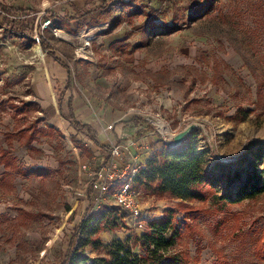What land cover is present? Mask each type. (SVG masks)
<instances>
[{
    "label": "rangeland",
    "instance_id": "obj_1",
    "mask_svg": "<svg viewBox=\"0 0 264 264\" xmlns=\"http://www.w3.org/2000/svg\"><path fill=\"white\" fill-rule=\"evenodd\" d=\"M0 2L30 8L16 20L33 23L32 37L42 33L69 67L71 85L63 112L68 114L71 94L73 106L86 107L108 131L126 129L114 138L121 145L132 138L139 146L157 142L156 148L192 125L190 136L210 168L214 159L242 153L250 138H264V0H110L88 14L101 0ZM46 7L68 21L52 18L39 25ZM12 19L9 12L7 20ZM62 73L40 40L32 42L0 25V146H10L22 166L53 169L50 175L7 178L0 163V264L59 262L88 206H114L109 196L99 204L93 194L90 201L86 198L89 176L79 168V159L92 168L102 155L55 105L64 85ZM44 88L51 104L37 97ZM97 108L103 113L96 114ZM106 108L120 118L99 120ZM127 117L144 127L128 132ZM30 125L36 127L34 139L25 145L18 136L24 140ZM146 130L151 138L144 136ZM106 152L105 147L102 154ZM258 165L262 169L263 161ZM245 176L246 170L241 171L229 188L233 191ZM135 190L146 222L143 229L127 227L120 210L119 225L98 234L101 249L82 246L80 239L75 246L88 255H104V244L130 236L133 251L140 252L135 235L170 206L181 229L170 249L195 264H264V193L220 203L212 192L205 200H182ZM257 246L259 254L254 252Z\"/></svg>",
    "mask_w": 264,
    "mask_h": 264
},
{
    "label": "trees",
    "instance_id": "obj_2",
    "mask_svg": "<svg viewBox=\"0 0 264 264\" xmlns=\"http://www.w3.org/2000/svg\"><path fill=\"white\" fill-rule=\"evenodd\" d=\"M108 1L110 0H101L96 8L86 11L87 14L103 9ZM9 12L15 18L11 22L7 20ZM29 12H31L30 8L0 3V25L35 42V38L32 37L33 23H26L24 20L21 24L19 20H16L22 15L26 16ZM46 19H52L53 22L56 19L65 22L68 20L51 9L42 12L39 25ZM38 38L40 46L66 67L69 73V67L57 57L47 38L42 33H39ZM69 83L68 79L67 86ZM61 98L59 96V106H61ZM70 101L69 99L67 104L68 114L61 112L60 108L61 114L78 132L96 141L91 126L76 118ZM30 104L40 108L37 103L30 102ZM27 128L28 133L24 140L18 136L21 143L25 145H29L34 139L32 130L33 128L36 130V127L32 125ZM19 131L21 133V130ZM56 131L61 134L59 130L56 129ZM190 133L191 130L183 135L179 142L174 143L172 138L154 148L146 157L140 170L133 176L130 182L131 189L141 188L156 195L167 194L172 198L182 200H205L208 193L212 192V197L220 203L251 200L264 193V167L259 169L258 165L259 162L264 163V138H250L245 143L242 153L236 157L214 159L210 168H207L204 165L206 154L199 149ZM6 138L10 143L12 142V135L7 134ZM70 138L78 142L75 134L70 133ZM248 153H250L249 159L247 158ZM0 163L4 167L7 178L14 175L42 176L53 173V169L49 167L22 166L12 153L10 146H0ZM243 170H246L243 182L232 191L229 184L234 182ZM222 179L226 181L225 184ZM85 194L87 200L90 201L92 193L88 184ZM175 215V209L166 206L162 210V215L148 219L145 230L134 237L135 243L141 248L140 252L133 251L129 242L131 238L128 236L125 240L118 238L104 244L106 246L104 255L92 256L84 253L82 248L75 246L77 240L80 239L82 246L91 245L96 250L101 249L103 245L98 237L99 232L103 228L117 227L122 214L118 207L112 205L96 209L88 206L83 218L76 225V232L72 234L76 241L75 239L70 241L63 259L54 264H195L180 250L170 249L181 230L177 220L174 219ZM260 247L264 250V241ZM260 247H255L254 252L259 254Z\"/></svg>",
    "mask_w": 264,
    "mask_h": 264
},
{
    "label": "built area",
    "instance_id": "obj_3",
    "mask_svg": "<svg viewBox=\"0 0 264 264\" xmlns=\"http://www.w3.org/2000/svg\"><path fill=\"white\" fill-rule=\"evenodd\" d=\"M34 38L37 41L40 40L38 37ZM107 127L111 128L112 125L107 124ZM123 150V145L115 141L110 145L108 156L100 165L91 168L79 159V168L87 171L89 176L87 184L95 203L99 204L109 196L113 205L124 214L123 218L127 227L141 230L146 222L140 201L136 197L137 192L131 189L130 182L144 161L138 158H131V160L124 158Z\"/></svg>",
    "mask_w": 264,
    "mask_h": 264
},
{
    "label": "crops",
    "instance_id": "obj_4",
    "mask_svg": "<svg viewBox=\"0 0 264 264\" xmlns=\"http://www.w3.org/2000/svg\"><path fill=\"white\" fill-rule=\"evenodd\" d=\"M0 3H2V2H0ZM2 4H8V3H2ZM46 9H49V8L46 7L45 9L42 10V12L44 10H46ZM44 52H46V51H44ZM48 55H50V54L48 53ZM50 56L52 58H54L56 60V64L63 69L62 80L64 82V85H63L61 91H59V93L57 94V96H56L57 100L55 101V105L58 108V111L60 112V108H61V112H63L64 94L66 93L67 90H69L70 85H71L70 72L68 73L67 68L64 67L61 63H59L54 56H52V55H50ZM42 57H44V56H42ZM46 78L49 79L48 76ZM68 79H69L70 83L67 86ZM48 85H49L48 89L50 91L51 90L50 83ZM38 91H39V93H38L39 95H37V97H40V100L44 101L45 104H47V105L51 104L50 99L52 100V98L49 97V92H48L47 88H44V89H41V90L39 89ZM59 96L62 97L61 98V106H59V103H58ZM54 98H53V100H54ZM69 99L71 100L70 101L71 108L74 111V114H75L76 118L78 120H80L81 122H83V123L89 124L91 126V128H92V132L94 133L96 141H94V140H92L90 138L89 139L96 144V146H97L96 148L98 149L97 154H99L100 156L102 155L101 157L96 159L95 166H98L108 156L107 154H108L110 145L112 143H115L114 138L121 136L119 134V132H121L122 130H126V129H124L122 126H118L119 129L115 130L114 132L108 131L103 125L99 124L98 118H96L95 116L93 117L92 116L93 113L89 112V110L86 107H85V110H83V108H80V107L79 108H75L73 106V100L74 99H73V96H71V94L68 95V98L66 100V109H67V104H68V100ZM57 108H56V110H57ZM97 110H94V111H97L96 114L103 113V111L101 109L97 108ZM58 111H56V112H58ZM59 112H58V115H59ZM64 114H66V113L64 112ZM120 116H121V114H119L117 112L114 113L113 110H111V109L109 110L108 108H106L105 114H103L102 117L99 116L100 117L99 120L104 118L106 120L115 121V119H119ZM126 119L128 120V122L126 123L128 132L135 131L136 128L144 127L142 124H139L138 122H137V124L134 123V121L131 118L127 117ZM108 124H110V123H108ZM113 128H115V126L112 125V127L110 129H113ZM149 133H150V131L146 130L145 133H144V136L146 138H151ZM132 137H133V135H132ZM130 140H131L130 144L123 145L124 158L129 159V160H131V158H138L141 161H145L146 157H148L150 155L149 153L155 148L156 143H157V142H154V143L150 142V143H146L145 146H139V144H134V142H135L134 139L130 138ZM122 141H125V140L122 139ZM105 147L107 149V152H106V154L105 153L102 154V152L105 149ZM126 150H128V151H126ZM103 155H105V157H103Z\"/></svg>",
    "mask_w": 264,
    "mask_h": 264
},
{
    "label": "water",
    "instance_id": "obj_5",
    "mask_svg": "<svg viewBox=\"0 0 264 264\" xmlns=\"http://www.w3.org/2000/svg\"><path fill=\"white\" fill-rule=\"evenodd\" d=\"M191 127H192V125L190 127H187L185 129H182L180 131H177L175 134H173L172 135L173 142L174 143L175 142H179L182 139V136L185 135L190 130Z\"/></svg>",
    "mask_w": 264,
    "mask_h": 264
},
{
    "label": "bare ground",
    "instance_id": "obj_6",
    "mask_svg": "<svg viewBox=\"0 0 264 264\" xmlns=\"http://www.w3.org/2000/svg\"><path fill=\"white\" fill-rule=\"evenodd\" d=\"M155 123L161 128L162 130H166V126L163 125L161 121L156 120Z\"/></svg>",
    "mask_w": 264,
    "mask_h": 264
}]
</instances>
